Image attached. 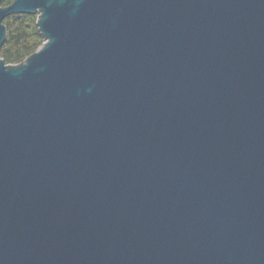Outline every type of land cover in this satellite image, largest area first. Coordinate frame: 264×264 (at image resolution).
I'll list each match as a JSON object with an SVG mask.
<instances>
[{
	"label": "water",
	"instance_id": "water-1",
	"mask_svg": "<svg viewBox=\"0 0 264 264\" xmlns=\"http://www.w3.org/2000/svg\"><path fill=\"white\" fill-rule=\"evenodd\" d=\"M0 0V264H264V0Z\"/></svg>",
	"mask_w": 264,
	"mask_h": 264
},
{
	"label": "trees",
	"instance_id": "trees-1",
	"mask_svg": "<svg viewBox=\"0 0 264 264\" xmlns=\"http://www.w3.org/2000/svg\"><path fill=\"white\" fill-rule=\"evenodd\" d=\"M11 1L4 0L3 5ZM3 23L7 28V36L0 49V56L6 63H19L42 45L43 39L36 26V15L11 14L4 18Z\"/></svg>",
	"mask_w": 264,
	"mask_h": 264
}]
</instances>
